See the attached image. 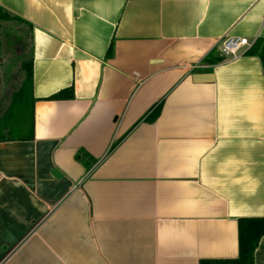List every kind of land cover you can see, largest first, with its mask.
Segmentation results:
<instances>
[{
    "label": "crops",
    "instance_id": "obj_1",
    "mask_svg": "<svg viewBox=\"0 0 264 264\" xmlns=\"http://www.w3.org/2000/svg\"><path fill=\"white\" fill-rule=\"evenodd\" d=\"M0 9L33 48L32 115L0 133L19 136L0 141V264L236 259L239 220L264 218V70L219 54L227 38L264 39V0ZM7 91L0 81V117Z\"/></svg>",
    "mask_w": 264,
    "mask_h": 264
},
{
    "label": "trees",
    "instance_id": "obj_2",
    "mask_svg": "<svg viewBox=\"0 0 264 264\" xmlns=\"http://www.w3.org/2000/svg\"><path fill=\"white\" fill-rule=\"evenodd\" d=\"M4 11L0 9V33L2 34V28L9 22L4 15ZM17 20V19H15ZM31 29V28H30ZM26 39L29 40V47ZM7 42L8 46L13 50L15 57H17V69L14 64L10 68L3 66L0 62V81H4L7 85V98L9 100L8 107L4 114L0 117V133L5 125L13 123L16 114L17 118L27 117L32 110L28 111V101H33V48L31 43V33L14 31L9 28L0 36V51L4 44ZM112 53V48L109 50V54ZM249 56H256L261 60L264 70V39H258L252 46V48L246 53ZM210 64H214L210 61ZM74 92L72 88L63 90L57 94L48 98L50 101H63L72 100ZM15 115L14 117H12ZM158 117V111H154L148 117V121L154 122ZM32 119V117H30ZM26 121V118H25ZM31 128H33V121L31 120ZM1 135V134H0ZM15 138H19L15 133H9L0 141H13ZM84 155L78 156L77 159L81 160ZM239 255L236 259L231 260H207L201 261L200 264H255L254 256L256 249L264 237V218H252L239 220Z\"/></svg>",
    "mask_w": 264,
    "mask_h": 264
},
{
    "label": "rangeland",
    "instance_id": "obj_3",
    "mask_svg": "<svg viewBox=\"0 0 264 264\" xmlns=\"http://www.w3.org/2000/svg\"><path fill=\"white\" fill-rule=\"evenodd\" d=\"M4 15L7 17L9 22L6 23L5 26H3L2 34L0 33V36L3 35V40H4V32H5V30H7L9 28L13 29L14 31H19V33L24 32V31H25V33L28 32L14 18H12L11 16H9L7 14H4ZM26 41H27V45L29 47V40L26 39ZM0 62H2L3 66H7L8 68H10L11 65L14 64L15 68L12 69L13 72H15L17 69V57H15L13 50L8 46L7 42L1 48ZM27 117H29L28 114H27ZM26 120H28V118Z\"/></svg>",
    "mask_w": 264,
    "mask_h": 264
},
{
    "label": "built area",
    "instance_id": "obj_4",
    "mask_svg": "<svg viewBox=\"0 0 264 264\" xmlns=\"http://www.w3.org/2000/svg\"><path fill=\"white\" fill-rule=\"evenodd\" d=\"M252 46L253 45L246 39L227 38L223 42L219 58L237 60L246 55L247 52L245 51V49H248L249 51Z\"/></svg>",
    "mask_w": 264,
    "mask_h": 264
},
{
    "label": "water",
    "instance_id": "obj_5",
    "mask_svg": "<svg viewBox=\"0 0 264 264\" xmlns=\"http://www.w3.org/2000/svg\"><path fill=\"white\" fill-rule=\"evenodd\" d=\"M211 79H213V77L210 75L198 74L194 76L195 82H202V81L211 80Z\"/></svg>",
    "mask_w": 264,
    "mask_h": 264
}]
</instances>
